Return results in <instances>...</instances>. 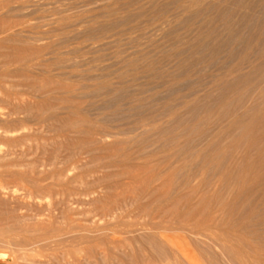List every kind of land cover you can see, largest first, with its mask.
<instances>
[{
    "label": "rangeland",
    "instance_id": "obj_1",
    "mask_svg": "<svg viewBox=\"0 0 264 264\" xmlns=\"http://www.w3.org/2000/svg\"><path fill=\"white\" fill-rule=\"evenodd\" d=\"M222 2L0 0V264H264V64L212 54Z\"/></svg>",
    "mask_w": 264,
    "mask_h": 264
},
{
    "label": "bare ground",
    "instance_id": "obj_2",
    "mask_svg": "<svg viewBox=\"0 0 264 264\" xmlns=\"http://www.w3.org/2000/svg\"><path fill=\"white\" fill-rule=\"evenodd\" d=\"M193 2H204L205 0H191ZM223 9L220 11H216L217 19L222 21L224 24V31L226 32V38L220 39L217 44H213L215 46L212 50V54L216 57L221 49L227 50L228 54L226 53V57L228 63L233 62V46L236 42L239 43L240 48H242V51L240 52V55L237 59V68L238 70H242L249 65L250 69H255L256 66H262L264 64V0H223ZM197 6V5H196ZM198 7V6H197ZM204 7V6H203ZM200 8V7H199ZM207 8V7H206ZM208 9V8H207ZM203 10V9H201ZM209 10V9H208ZM193 13V12H192ZM204 15V14H203ZM202 15V16H203ZM205 18V17H204ZM213 20V19H212ZM196 21V20H195ZM194 21V22H195ZM212 23V22H211ZM17 25V24H16ZM18 27V25H17ZM190 27V26H189ZM202 27V26H201ZM200 27V29H201ZM4 25L0 22V29L3 30ZM15 28V26H14ZM12 28V29H14ZM204 28V27H203ZM11 29V30H12ZM251 29L252 34H250V37L247 36V38L243 37V31H246ZM7 30V29H5ZM215 30V29H214ZM213 30V31H214ZM10 31V30H9ZM27 31V29H26ZM30 31V30H28ZM201 31V30H200ZM200 31L198 33L200 34ZM212 31V29H211ZM3 32V31H2ZM5 32V31H4ZM22 32V31H20ZM202 32V31H201ZM250 32V33H251ZM14 33V32H13ZM202 34V33H201ZM223 34V33H222ZM225 36V35H224ZM245 36V35H244ZM246 37V36H245ZM216 38H220L219 35L215 32L212 33H206L203 36V39L198 42V39L196 42H198V46L200 48H208L212 45L209 43V40ZM217 40V39H216ZM23 44H10L7 46L9 50L12 52L11 55L16 61H21L22 59L28 58L30 56H36L38 54V50L29 48L28 46H22ZM196 45V44H195ZM3 46V45H2ZM197 46V45H196ZM5 48V45H4ZM37 49V48H36ZM196 49V48H195ZM212 49V48H211ZM197 50V49H196ZM202 50V49H201ZM200 50V51H201ZM211 51V50H210ZM7 52V51H6ZM9 52V51H8ZM203 52V51H202ZM209 50L205 54L208 53ZM210 53V52H209ZM222 53V52H221ZM202 54V53H201ZM8 55V54H7ZM196 55V54H195ZM198 55V54H197ZM211 55V54H210ZM9 56V55H8ZM199 56V55H198ZM209 57V55H207ZM212 56V55H211ZM210 56V57H211ZM213 56V57H214ZM235 56V55H234ZM237 56V55H236ZM235 56V57H236ZM11 57V58H12ZM200 57V56H199ZM218 57V56H217ZM10 58V57H9ZM12 58V59H13ZM37 58V57H36ZM35 58V59H36ZM205 58V57H204ZM197 59V58H196ZM201 59V57H200ZM10 60V59H9ZM27 60V59H25ZM204 60V59H202ZM207 62H209V59L207 58ZM215 60V58H214ZM253 60V61H252ZM11 61V60H10ZM199 59L197 60V62ZM206 61V59L204 60ZM213 61V60H212ZM236 61V59H235ZM24 62V61H21ZM20 62V63H21ZM27 62V61H26ZM196 62V61H195ZM196 62V64H197ZM214 61L213 63H215ZM19 63V64H20ZM194 63V62H193ZM211 64V63H210ZM236 66V65H235ZM247 68V67H246ZM257 69V68H256ZM248 70V69H247ZM260 70V68H259ZM258 69L257 71L260 72ZM231 72V71H230ZM241 72V71H240ZM248 72V71H247ZM257 72V73H258ZM236 73V72H235ZM243 73V72H242ZM252 74V71L250 72ZM233 74V73H232ZM239 74V73H238ZM27 75V74H26ZM29 75V74H28ZM255 75V73L253 74ZM231 76V75H228ZM227 76H225L226 78ZM245 79V77H243ZM33 79V78H32ZM31 79V80H32ZM229 79V78H228ZM227 80V79H226ZM34 81V80H32ZM29 82V81H28ZM32 83V82H31ZM34 83V82H33ZM35 88V87H33ZM44 88V87H42ZM62 88V87H61ZM50 89V88H49ZM37 90V89H36ZM48 90V89H47ZM261 90V89H260ZM44 91V90H43ZM49 91V90H48ZM260 98V97H259ZM44 105V104H43ZM78 109V108H77ZM264 111V103L263 106L257 105L255 108L256 115L260 114ZM78 112V110H77ZM262 114V113H261ZM74 116V115H73ZM78 116V115H77ZM261 116V115H260ZM259 116V117H260ZM254 117V116H253ZM74 122V121H73ZM71 123V126H80L84 127L86 125V120L84 121L83 118L79 122L81 123ZM76 122V121H75ZM90 123V122H88ZM82 129V128H81ZM87 134V133H86ZM93 137V132L89 131V137ZM96 137V135H94ZM97 139V138H96ZM91 140V139H89ZM83 147V146H82ZM84 148V147H83ZM20 176V175H19ZM69 192V191H68ZM67 193V192H66ZM143 208V207H142Z\"/></svg>",
    "mask_w": 264,
    "mask_h": 264
}]
</instances>
